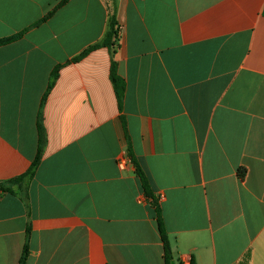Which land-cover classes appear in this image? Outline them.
I'll return each mask as SVG.
<instances>
[{
    "label": "crops",
    "instance_id": "1",
    "mask_svg": "<svg viewBox=\"0 0 264 264\" xmlns=\"http://www.w3.org/2000/svg\"><path fill=\"white\" fill-rule=\"evenodd\" d=\"M0 0V182L25 174L29 208L0 195V264H264V0H117L114 59L105 0ZM124 166H120V162Z\"/></svg>",
    "mask_w": 264,
    "mask_h": 264
},
{
    "label": "trees",
    "instance_id": "2",
    "mask_svg": "<svg viewBox=\"0 0 264 264\" xmlns=\"http://www.w3.org/2000/svg\"><path fill=\"white\" fill-rule=\"evenodd\" d=\"M69 0H63L61 1L49 14L34 24L33 27H38L44 22H46L48 19H50L53 14L61 8L63 5H65ZM105 3L109 10V20H108V29L105 33L103 39L95 44L90 46L89 48L85 49L80 55L74 57L72 60H70L68 63L71 62H77L87 56L92 51L98 49V48H107L112 56V64H111V79L113 82V86L115 89L117 101L119 104L120 112L123 110V101L125 97L126 92V83L121 78V76L118 73V64L114 59V56L120 47V40H121V25L118 22L117 19V0H105ZM30 29V28H29ZM29 29L25 30L24 32H21L20 34L14 35L9 38L0 39V46L6 45L8 43L14 42L18 39H20ZM61 68V65L54 68L50 75L49 85L47 88V92L42 100L40 112L38 116V130H39V148H38V154L34 161L32 162L29 170L23 174L22 176L11 180L7 182H0V195L4 193H10L15 196H19L26 204V206L29 208V194H28V187L33 180L36 171L41 163L44 148H45V131L42 124V107L45 101L46 96L49 94V92L52 90L53 86L55 85V82L58 78V72ZM121 122L124 127V131L128 140V157L131 160L132 164L135 167V173L139 177L145 197L151 201V204L154 206L156 215H157V222L159 227V232L161 236V240L163 243L164 248V257H165V263L166 264H182L181 261L174 260V253L172 250V246L169 239V234L166 230L163 214H162V208L159 204L158 199L156 198L153 189L151 187L150 180L143 170V168L140 166L134 151L132 149V145L130 143V139L128 136L127 126H126V119L123 115L120 116ZM29 235H30V229L27 231V240L25 242L23 254L21 257L20 264H25L28 256H29Z\"/></svg>",
    "mask_w": 264,
    "mask_h": 264
},
{
    "label": "built area",
    "instance_id": "3",
    "mask_svg": "<svg viewBox=\"0 0 264 264\" xmlns=\"http://www.w3.org/2000/svg\"><path fill=\"white\" fill-rule=\"evenodd\" d=\"M120 166H121V167L124 166V162H123V161L120 162ZM182 264H191V263H190V262H182Z\"/></svg>",
    "mask_w": 264,
    "mask_h": 264
}]
</instances>
